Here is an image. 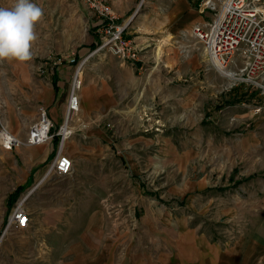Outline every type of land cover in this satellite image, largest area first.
<instances>
[{"label": "crops", "instance_id": "0c3cea01", "mask_svg": "<svg viewBox=\"0 0 264 264\" xmlns=\"http://www.w3.org/2000/svg\"><path fill=\"white\" fill-rule=\"evenodd\" d=\"M12 3L0 0V7ZM199 3L147 0L136 11L130 9L126 21L139 59L123 61L105 51L87 60L81 112L64 147L80 181L78 188L63 187L62 195L73 188L75 197L28 204L31 221L23 230L38 232V238H77L68 244L64 264H119L118 213L113 221L100 208L102 181L86 180L104 169L125 177L132 189L147 191L143 223L167 246L156 256L133 248L122 264H264L263 217L253 205L248 213L247 201L229 193L233 184L239 187L247 174L263 166L264 117L251 108L255 96L236 98L242 87L224 90L222 79L204 63V47L194 29L206 27L212 17ZM90 43L97 46L99 40ZM89 50L81 47L72 56L81 60ZM69 57L0 61V104L14 134L27 136L40 106L61 124L75 68ZM244 88V93L255 92ZM57 146L56 138L14 151L1 148L3 171L17 166L16 152L25 163L15 168L21 174L16 186H32L45 174ZM108 158L116 165L106 166ZM87 186L99 191L89 200ZM165 198L182 202V208L160 206ZM221 223L228 224L218 227Z\"/></svg>", "mask_w": 264, "mask_h": 264}, {"label": "rangeland", "instance_id": "374dc122", "mask_svg": "<svg viewBox=\"0 0 264 264\" xmlns=\"http://www.w3.org/2000/svg\"><path fill=\"white\" fill-rule=\"evenodd\" d=\"M105 1L111 5L113 11L115 12L117 17L115 21L117 24H124L129 19L131 16L128 15L130 9L135 10L134 7H139L141 4L143 7L147 2V0ZM200 1L201 0H199V2ZM33 2L40 6L44 13L41 22L35 26L37 39L32 43L31 47L32 55L37 59L45 60L47 56L63 59L69 55H74V53H76V51L81 47H87L90 49L89 54L108 51L96 50L100 45V42L97 46L90 43L93 38H98V40H100V35L96 31L97 27L95 26L98 24L99 19L96 15L90 13V9H88L83 0H33ZM12 6L13 3L11 4V7ZM209 13L212 17L213 13L211 11H209ZM128 23L132 24V21H129ZM126 36L129 37L127 33ZM91 60L93 61L94 57H92ZM204 63L207 64L208 67L206 55L204 57ZM215 72L222 79L225 88L224 90L230 91L235 88H230V81L221 76L217 71ZM239 87H242L243 92H238L235 94V97L237 98L238 96H242L243 98L241 99H245V96H255V102L250 101L251 108L255 111V108L260 107L261 111L258 113L262 114L264 117V91L262 92L261 90L254 89L255 92L253 93H250L248 90L244 93V87L250 90L251 86L243 84L237 88ZM248 103L249 101H243L242 104L248 105ZM2 106H4L3 103L0 104V111L5 121L6 118L4 108ZM156 114L157 112L155 111H151L150 113V115L153 116ZM59 119L60 114L58 111L55 116L56 122H58ZM2 151L3 150L0 148V259L6 261L8 264H64V261L68 258L64 252L68 244L74 240H78L77 238H38L36 236L38 232H25L23 231L25 229H19L16 227H11L6 230L5 233L9 232L6 238L2 235L6 229L9 214L18 203L25 199V196H28L24 202V206H26V208H28V204H34L35 202L42 203L46 200L56 201L58 198L64 196H66L67 199H72L75 197L76 190L71 188L66 195H62V188L70 184L77 185L76 183L80 181L78 175H73L71 178L57 182L48 180L45 181V183L39 184L41 179H43L42 177L32 186L29 185V187H27L25 185L23 191L10 205V195L17 189L16 183L20 181L21 176L15 168L19 167L20 169L21 165H24L25 163L18 157L16 152H9L12 153L13 157L17 158L19 162L16 163L17 166H14V169L4 172V157L1 153ZM20 156L22 155L20 154ZM105 161L106 166L110 167L111 165H116L115 161L113 162L111 158H108ZM247 169L249 172L251 170V166H248ZM86 180L102 181L103 189L101 192L104 201L100 208L108 217L113 215V221L115 220V215L118 213V222L116 223L119 229V264H122L123 260L125 261L128 259L131 252L137 247L140 249L144 248L148 251L151 250L153 256H156L158 251H166V243L163 240L154 237L152 232L148 230L149 228H147V226L143 223L145 211L142 203L148 198L145 193L147 191L132 189L126 183L125 177L120 176V178H118V175L114 172H110L109 169H104L102 173H92V175H88ZM117 182L119 184V189L117 190L118 195L114 190V185ZM78 186L79 185L76 187L78 188ZM87 187L88 189L85 191V197L89 200L94 197L95 193L98 194L99 191H95L93 188L89 189V186ZM231 188V191H229L230 196L232 195V197L236 199L241 198V200H246V210L248 213H250L249 211L251 205H253L254 212L262 215L264 223V155L262 168L258 169L254 173L247 174L243 183L239 187L238 184H233ZM116 198H118V203L115 201ZM159 201L160 206H165L167 209H170L169 207H174V210L176 209L175 211L181 209L183 205L182 202H174V199L165 198ZM69 207L74 208L75 206L72 203ZM88 208L90 209L92 206ZM247 223H249L248 220ZM227 224L228 223H226V225L225 223H221L218 227L223 225L227 226ZM232 225L233 223L231 226Z\"/></svg>", "mask_w": 264, "mask_h": 264}, {"label": "built area", "instance_id": "2783aa9c", "mask_svg": "<svg viewBox=\"0 0 264 264\" xmlns=\"http://www.w3.org/2000/svg\"><path fill=\"white\" fill-rule=\"evenodd\" d=\"M83 1L100 22L95 25L100 35V45L96 50H108L123 61L135 63L139 59L140 50L126 36L127 23H116L115 12L105 0ZM199 7L203 12L209 10L213 13L206 27L194 29L195 37L203 44L208 69H214L227 78L230 88L247 84L263 92L264 0H201ZM92 54L81 60H77L75 56L69 57L75 68L69 82L68 99L61 124H55L49 117L47 108L40 106L37 119L29 128L27 136L21 138L9 129L0 111V148L3 150L14 151L58 139L56 154L43 175V178L49 177L48 180H52L53 176L54 182L74 175V161L64 151V147L74 134L73 123L81 112L84 67ZM260 111V107L255 108V113ZM26 197L28 196L12 209L3 235L11 227L25 229L30 224V213L24 206ZM0 264L8 263L0 259Z\"/></svg>", "mask_w": 264, "mask_h": 264}, {"label": "clouds", "instance_id": "9594fccd", "mask_svg": "<svg viewBox=\"0 0 264 264\" xmlns=\"http://www.w3.org/2000/svg\"><path fill=\"white\" fill-rule=\"evenodd\" d=\"M43 15L33 0H14L11 8L0 7V61L26 62L32 58L35 26Z\"/></svg>", "mask_w": 264, "mask_h": 264}, {"label": "trees", "instance_id": "16d2710c", "mask_svg": "<svg viewBox=\"0 0 264 264\" xmlns=\"http://www.w3.org/2000/svg\"><path fill=\"white\" fill-rule=\"evenodd\" d=\"M56 138H54L53 140H55ZM52 140V141H53ZM55 152V151H54ZM52 155V154H51ZM23 186H19L17 187V189L14 191V193H12L10 195V198H9V204L11 205L16 199L17 197L19 196V194L23 191Z\"/></svg>", "mask_w": 264, "mask_h": 264}, {"label": "bare ground", "instance_id": "6f19581e", "mask_svg": "<svg viewBox=\"0 0 264 264\" xmlns=\"http://www.w3.org/2000/svg\"><path fill=\"white\" fill-rule=\"evenodd\" d=\"M48 179H49V177H46V178H43V179H41V181L40 182H43V181H48ZM52 180H55V178L52 176ZM40 184V183H39Z\"/></svg>", "mask_w": 264, "mask_h": 264}]
</instances>
